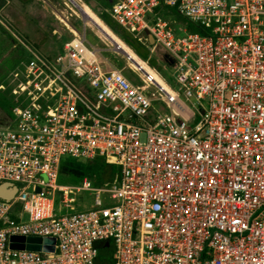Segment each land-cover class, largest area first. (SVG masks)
I'll use <instances>...</instances> for the list:
<instances>
[{"label":"built area","instance_id":"obj_1","mask_svg":"<svg viewBox=\"0 0 264 264\" xmlns=\"http://www.w3.org/2000/svg\"><path fill=\"white\" fill-rule=\"evenodd\" d=\"M161 6L187 23L173 29ZM103 10L150 53H169L170 87L103 69L74 29L50 58L0 15L25 50L13 85L0 83L13 113L0 126V264H95L107 238L113 264H264V0ZM65 156H103L120 172L59 183ZM82 190L90 206L67 211ZM12 235L53 237V250L12 248Z\"/></svg>","mask_w":264,"mask_h":264},{"label":"rangeland","instance_id":"obj_2","mask_svg":"<svg viewBox=\"0 0 264 264\" xmlns=\"http://www.w3.org/2000/svg\"><path fill=\"white\" fill-rule=\"evenodd\" d=\"M74 1L81 3L82 0ZM91 2L96 4V0H91ZM81 8L96 21V14L90 12L85 4L83 5L81 3ZM97 8L99 11H102L100 7ZM159 9L162 12V18L174 20L171 22L173 29L178 30L187 23L185 21L186 19L179 15L172 7L161 6ZM0 15L13 25H15L14 23L17 21V23L21 25L19 31L22 35L28 39L30 43L36 44L38 47L42 48L38 49L44 54L53 55L57 52L65 40L73 37V33L70 29H74L81 38H83L85 46L95 49L96 57L103 69H120L126 77L134 82L140 80L139 78L144 74L145 70L151 73V78L160 84L162 88L167 89V87L173 84L171 76L173 59L163 47H156L155 51L151 54L156 58V63L159 68V70L155 72L151 70L144 61L140 60L126 44L120 41L118 36H113V34L109 33L117 44L124 48V50L130 54L131 58L138 62L141 69L137 68L129 58L112 49L113 44L110 40H108L92 22L84 20L82 14L71 0H0ZM57 15L65 23L60 21ZM115 25L118 28L120 27L118 23H115ZM42 26H47L48 30H44L45 34L49 33L51 36L50 39H46L47 42H45L43 46L41 44L42 39L37 34V32H42V30L38 28ZM52 29L54 30L53 32H51ZM19 52L16 43L0 23V83L4 86H7L9 82V85H13L11 80L14 78L11 71L15 66L16 54ZM3 89L8 92L10 90V88ZM187 103L191 104L189 101H187ZM63 159L65 162L59 169V183L76 185L80 182L81 177H89L85 173L88 164L86 160H71L69 156H65ZM91 179L94 180L93 178ZM55 197L58 200L60 194H56ZM72 197L73 202L71 203V208H67V211L87 209L93 200L92 192L85 190L76 192Z\"/></svg>","mask_w":264,"mask_h":264},{"label":"trees","instance_id":"obj_3","mask_svg":"<svg viewBox=\"0 0 264 264\" xmlns=\"http://www.w3.org/2000/svg\"><path fill=\"white\" fill-rule=\"evenodd\" d=\"M27 1V0H22ZM80 6L81 3L86 5L90 12L95 13V19L96 21L109 33L113 34V36L116 34L124 44L129 46L137 55V57L142 61H147L150 66H153L156 70H159L156 58L152 56L149 52V50L142 45L140 42H138L136 39L132 37L130 33H128L121 25L120 27H116L115 21L109 16L107 12L103 10L104 7L110 4L111 0H96V4L91 2V0H82L81 3L76 1ZM97 7H100L102 11H99ZM103 20V22L111 29H109L98 16ZM60 21L64 22L60 19V17L57 15ZM16 21V20H15ZM65 23V22H64ZM13 25L17 31H19V28L21 25L17 23V21ZM196 29V28H195ZM7 31V30H6ZM115 33H113V32ZM8 32V31H7ZM20 32V31H19ZM9 33V32H8ZM36 34V33H35ZM37 34L42 37V32ZM12 40L16 43L17 47L19 48V53L16 54V61L15 63L24 56L25 50L22 48V46L13 38V36L9 33ZM22 35V34H21ZM70 39V38H69ZM67 39V40H69ZM65 40L62 44V46L55 52L53 55L45 54L46 56L53 58L57 54L62 52V47L64 43L67 41ZM43 46V41H41ZM37 49H42L38 47L36 44H34ZM38 49V50H39ZM130 49V50H131ZM131 50V51H132ZM41 51V50H40ZM42 52V51H41ZM43 53V52H42ZM44 54V53H43ZM13 118L12 113V104L8 100V98L0 92V126L7 125ZM78 159L71 157V160ZM86 160L88 162L87 167L85 169V173L89 176V178H93L94 183L96 185H102L105 182H111L119 175L120 168L117 164L113 163H107L104 160L103 156H96L93 159H81ZM64 159L62 160L59 169L64 164ZM60 173V170H59ZM82 179V177H81ZM98 254L95 260V264H113V258H112V252H113V241L110 238L99 240L98 243Z\"/></svg>","mask_w":264,"mask_h":264},{"label":"water","instance_id":"obj_4","mask_svg":"<svg viewBox=\"0 0 264 264\" xmlns=\"http://www.w3.org/2000/svg\"><path fill=\"white\" fill-rule=\"evenodd\" d=\"M73 2V4L77 7V9L80 11V13L82 14L84 20H88L90 22H92L97 28L98 30L106 37L108 38V40H110V42L113 44V50L122 53L123 55H125L127 58H129L131 60L132 63H134V65L141 69L140 65L138 64V62H136V60H134L133 58H131L130 54H128V52L126 50H124V48H122L119 44H117V42L114 40V38L111 36V34H109L108 31H106L102 26H100V24H98L93 18H91V16H89L88 14H86V12H84V10L81 8V6H79V4L77 2H75L74 0H71ZM98 16V15H97ZM99 17V16H98ZM100 18V17H99ZM101 19V18H100ZM102 20V19H101ZM103 22V20H102ZM104 23V22H103ZM105 24V23H104ZM106 25V24H105ZM107 26V25H106ZM108 27V26H107ZM109 28V27H108ZM110 29V28H109ZM111 30V29H110ZM113 32V31H112ZM114 33V32H113ZM115 34V33H114ZM116 35V34H115ZM117 36V35H116ZM149 36V35H148ZM150 37V36H149ZM119 38V37H118ZM121 40V39H120ZM129 47V46H128ZM130 48V47H129ZM131 49V48H130ZM132 50V49H131ZM133 51V50H132ZM134 52V51H133ZM40 188H37V191H39ZM0 197L3 198H7V195L0 193ZM45 243V245L41 246V243ZM53 243H54V238L53 237H38V236H22V235H12L10 237V247L12 248H27V249H31V250H40L43 249L45 251H52L53 250Z\"/></svg>","mask_w":264,"mask_h":264},{"label":"crops","instance_id":"obj_5","mask_svg":"<svg viewBox=\"0 0 264 264\" xmlns=\"http://www.w3.org/2000/svg\"><path fill=\"white\" fill-rule=\"evenodd\" d=\"M40 30H42V37H41V39H42V41H43V44L45 43V42H47V40L48 39H50L51 38V36H50V34L48 33V34H45V31L44 30H48V28H47V26H42V27H38ZM54 30L52 29V31L51 32H53ZM21 33V32H20ZM22 34V33H21ZM35 34V33H34ZM23 36V35H22ZM24 37V36H23ZM25 38V37H24ZM47 39V40H46ZM28 40V39H27ZM29 42V41H28ZM30 43V42H29ZM30 44H32L34 47H36L33 43H30ZM37 48V47H36ZM157 85H159V86H161L160 84H158L157 82H155Z\"/></svg>","mask_w":264,"mask_h":264},{"label":"bare ground","instance_id":"obj_6","mask_svg":"<svg viewBox=\"0 0 264 264\" xmlns=\"http://www.w3.org/2000/svg\"><path fill=\"white\" fill-rule=\"evenodd\" d=\"M78 40L76 39L75 41H74V43H76ZM164 89H166V88H164Z\"/></svg>","mask_w":264,"mask_h":264}]
</instances>
